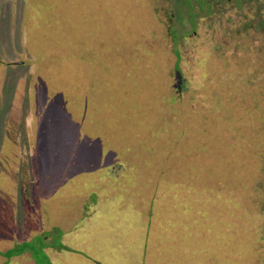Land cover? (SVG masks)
Wrapping results in <instances>:
<instances>
[{"label": "rangeland", "instance_id": "obj_1", "mask_svg": "<svg viewBox=\"0 0 264 264\" xmlns=\"http://www.w3.org/2000/svg\"><path fill=\"white\" fill-rule=\"evenodd\" d=\"M197 1L0 0L5 263L264 264V0Z\"/></svg>", "mask_w": 264, "mask_h": 264}, {"label": "trees", "instance_id": "obj_2", "mask_svg": "<svg viewBox=\"0 0 264 264\" xmlns=\"http://www.w3.org/2000/svg\"><path fill=\"white\" fill-rule=\"evenodd\" d=\"M188 1V2H187ZM195 1H197V0H195ZM210 1L211 0H204L203 1V4H202V7H203V9H205V10H210V8H211V3H210ZM238 1V4L241 6L242 5V3H243V1L244 0H237ZM246 1V0H245ZM178 4H180L181 5V9L179 10V12H182V10H183V7H186V8H188L187 10H188V12L190 13V15L193 17V19H194V16H195V14H194V8H193V2H192V0H178ZM198 2V1H197ZM201 2H202V0H201ZM183 6V7H182ZM250 22H251V20H250ZM260 22H263V21H260ZM176 33V31H173V34H175ZM178 57L180 58V53L178 52ZM180 61V60H179ZM176 76H177V72H179L180 73V78H181V83L178 81V84H180V86H181V88H180V90H182L183 88H184V86H185V78L183 77V75H182V71H181V68H180V66H179V62H177V65H176ZM178 76H177V79H180ZM178 89H179V86H176ZM60 234V233H59ZM43 241V237H41V239H40V241H39V243H40V245H41V242ZM22 245V244H21ZM20 245V246H21ZM34 245V244H33ZM35 246V245H34ZM60 246H62V244H60ZM25 247V246H24ZM30 248L31 249H33V246L31 247L30 246ZM21 249V248H20ZM26 250V249H25ZM34 250H37L36 248L34 249ZM15 251L16 250H14V251H8V253H9V256L11 255H13L14 253H15ZM24 251V249H21V251L20 252H23ZM33 251V250H32ZM45 256V255H44Z\"/></svg>", "mask_w": 264, "mask_h": 264}, {"label": "crops", "instance_id": "obj_3", "mask_svg": "<svg viewBox=\"0 0 264 264\" xmlns=\"http://www.w3.org/2000/svg\"><path fill=\"white\" fill-rule=\"evenodd\" d=\"M58 232L61 233L59 230H58ZM54 240H55V239H54ZM60 240H61V239H60ZM60 242H61V241H60ZM54 243L56 244V246L58 245L55 241H54ZM48 245H50V246L52 247L51 244L48 243ZM59 245H60V244H59ZM25 253L28 254L27 251H26ZM30 254H31V253H30ZM4 255H8V252H4V250H3V251L1 250V251H0V260H1L2 263H5V262H6L5 260L8 258V257H6V256H4ZM33 255H34V254H32V256H33ZM8 256H9V255H8ZM45 257H51V256H50V254L47 255V254H46V251H45ZM5 264H7V263H5Z\"/></svg>", "mask_w": 264, "mask_h": 264}, {"label": "water", "instance_id": "obj_4", "mask_svg": "<svg viewBox=\"0 0 264 264\" xmlns=\"http://www.w3.org/2000/svg\"><path fill=\"white\" fill-rule=\"evenodd\" d=\"M177 76L180 78V73L177 72ZM179 82L181 83V78L179 79ZM177 86H179V89L181 88L180 84H177Z\"/></svg>", "mask_w": 264, "mask_h": 264}]
</instances>
